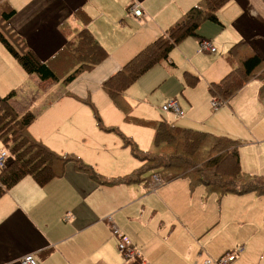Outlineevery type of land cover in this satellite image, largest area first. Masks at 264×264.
<instances>
[{"label":"crops","instance_id":"0c3cea01","mask_svg":"<svg viewBox=\"0 0 264 264\" xmlns=\"http://www.w3.org/2000/svg\"><path fill=\"white\" fill-rule=\"evenodd\" d=\"M4 1L6 8H11L15 12L8 22L11 32L19 37L40 60L51 66L55 61L54 55L59 53L67 42L74 40L80 29L87 28L96 41L107 49L106 41L114 37L117 38L118 35L127 31L124 28V23L128 22V18L137 19L138 24L142 25L149 22L155 23L158 15V11L153 12L151 6L149 8L148 2L153 0ZM178 1L169 0V5L172 6ZM187 1L188 7L185 10L178 3L174 8H167L169 10L164 16V21L168 22L167 25L161 29H152L147 32L142 39L134 42L123 56L130 60L138 51L159 37L171 23L194 5L193 0ZM234 1L230 7L225 9L230 14L229 22L227 21V30L231 38L227 41L230 43L224 46V52H226L224 58L210 59L209 57V61H211L210 73L205 77L207 82L209 81L207 90L211 83L219 82L231 70L226 55L230 46L239 40L246 41L250 52L264 58V0ZM134 3L138 4L140 9L142 8L143 14L137 18L128 11L129 6ZM217 16L220 24L205 22L202 26L212 24L224 28V23L220 20L218 12ZM200 29L196 36H190L196 38L199 44L204 39ZM210 42L213 45V41ZM180 43L181 41L172 50ZM201 50L202 53L210 55H215L217 52V49L214 52H209L202 47ZM170 53L168 58L162 61H167L170 66L174 67ZM242 55L244 54L242 53ZM123 56L120 58L121 60ZM107 57L87 71L101 65ZM53 66L56 68V65ZM185 72L196 77H189L190 81L195 80L191 82L195 85L198 80L197 74ZM36 79L39 80L35 74H27L0 41V98L12 90L15 91L11 101L12 105L20 113L27 109L33 110L37 113L35 120L40 116V111H36L32 107L38 104V98L28 99L30 104L27 102L23 104L24 101L20 102V99L16 101V92L19 91L26 95L32 93L25 92L24 87L30 80L36 81ZM39 81L47 85L51 80ZM191 84L189 85L192 86ZM256 95L259 99L264 98V92L261 91V80L255 77L248 80L226 102V105L235 115L239 109L235 102L237 99L240 97L251 99ZM160 111L168 114V111H163L161 108ZM174 117L176 118L175 115ZM184 117L185 113L181 118ZM34 121L28 132L36 139L45 140L37 133L36 126L33 125ZM211 130L207 127V130L202 131L209 132ZM221 133L224 132L221 131ZM213 134L218 135L217 133ZM242 143L243 145L239 148L241 168L243 167L242 148L245 146V143ZM262 149L264 150V148ZM104 175L114 176L115 174L105 171ZM178 179H180V191L184 196H186L188 188L193 190L197 186L200 192L205 189L206 192L213 193L203 185L191 186L186 178L180 177L170 181ZM159 180L160 182L157 183L150 178L148 182L143 183L144 189L151 186L150 193H152L170 182H162L160 177ZM104 187L107 188L92 179L86 172L78 169L73 162H68L64 166L63 174L45 186H39L31 177L21 179L0 197V264H20V258L27 254L34 255L37 264H134L135 259L125 260L118 251V239L114 234V228L124 234L139 252L140 264L141 261L146 264H203L209 258L207 256H212L211 260H218L226 253L236 250L239 251L231 264H264V215L262 217L252 215L245 218V224L249 230L242 238H232L227 235L223 238L226 242H220L215 241V235H209V239H207L208 236L205 237V234L209 230V225L193 226L192 220L181 209L184 202L179 198L178 201L175 198L168 199L161 189L159 190V203L167 212L159 218L164 220L166 228L159 230L162 232L158 234H153L135 229L134 226L139 219L138 215H134L133 212L130 215L125 213L126 204H122L124 200L117 198L113 193L107 197L106 193L99 192L102 189L110 192L108 188L104 189ZM258 197L264 196L258 195ZM139 205L141 207L140 215L146 211L147 206H151L154 215L158 214L156 205L142 202ZM160 222L162 223V221ZM260 252L262 254L259 261L253 259V256ZM245 256L248 257V260Z\"/></svg>","mask_w":264,"mask_h":264},{"label":"rangeland","instance_id":"374dc122","mask_svg":"<svg viewBox=\"0 0 264 264\" xmlns=\"http://www.w3.org/2000/svg\"><path fill=\"white\" fill-rule=\"evenodd\" d=\"M197 1L193 0V3ZM232 2L235 1H228L218 11L224 28L212 24L201 25V29L199 27L204 36L203 40L213 41V47L217 49L215 55L202 53L197 39L186 37L170 53L174 67L167 61L154 65L127 89L125 96L130 106L129 115L132 117L144 120L164 119L175 126L195 130H207L209 127L212 129L209 132L241 140L245 143L242 148L243 170L248 174H264V98L259 99L257 95L251 99L240 97L235 101L239 109L233 115L226 103L211 108L213 97L207 90L209 81L205 77L210 73L209 57L224 58V46L230 43L227 41L231 39L227 30L230 14L225 9ZM177 3L183 10L188 7L187 0H179L172 6L169 5V0L149 1V8L151 6L153 12L158 11L155 23L139 25L137 19L128 18V22L124 23L127 31L105 42L107 49L104 48L108 55L106 61L81 73L73 82L63 84L61 81H50L44 85L37 79L30 80L24 91L32 93L26 95L16 92V101L20 99V102L24 101L23 104L28 103V99L38 98V104L32 109L40 111V116L33 125L36 126L37 133L45 138L41 141L48 148L59 154L72 153L106 179L127 174L141 165L125 140H132L139 150L153 153L157 151L152 141L153 129L127 122L126 115L114 105L102 89V84L105 78L113 75L129 61L123 54L134 42L142 39L150 30L161 29L167 25L168 22L164 21L169 10L167 8H174ZM185 71L197 74L195 85H189L188 78L191 75ZM169 101H175L180 106L185 113L184 118L176 119L172 112L168 111L167 114L160 111L161 105ZM1 148L8 152L3 145ZM9 157L8 152L6 160ZM105 171L115 175L106 176ZM179 184L180 179L170 181L150 193L151 186L144 189L142 182L120 183L103 185L110 192L103 189L99 192L106 193L107 197L113 193L124 200L122 204H126L125 213L130 215L133 212L139 217L135 229L153 234L166 228L164 220L159 218L167 212L159 203L161 189L168 199L175 198L178 201L179 198L184 202L181 209L192 220L193 226L209 225L205 234L207 239L209 235H215V241L220 242H226L223 238L227 235L242 238L249 230L245 218L264 215V197H258L255 193H228L220 197L216 193L206 192L205 189L200 192L197 186L193 190L188 188L184 196ZM141 202L156 205L158 214L154 215L151 206H147L146 211L140 215ZM172 207L175 209L174 205ZM261 254L262 252L253 256V259L259 261ZM207 257L213 259L212 256Z\"/></svg>","mask_w":264,"mask_h":264},{"label":"trees","instance_id":"16d2710c","mask_svg":"<svg viewBox=\"0 0 264 264\" xmlns=\"http://www.w3.org/2000/svg\"><path fill=\"white\" fill-rule=\"evenodd\" d=\"M230 0H199L182 13L154 41L138 51L102 84L111 101L125 113V120L154 130L153 144L156 152L139 150L130 139L125 143L141 165L129 174L106 179L94 168L72 153L59 154L34 138L28 129L37 113L27 109L20 113L12 105L15 91L0 98V142L7 148L9 159L0 167V197L24 177H31L39 186L60 177L64 166L73 162L78 169L103 185L148 182L157 175L162 182L186 178L191 186L203 185L209 192L223 196L228 193H256L264 196V174L244 172L240 166L241 140L207 131L175 126L164 119L144 120L128 114L129 103L124 92L154 65L166 60L172 48L186 37L196 36L205 22L220 24L217 12ZM0 0V41L18 61L27 74H35L39 80L73 82L84 71L91 69L107 57L106 50L87 28L80 29L74 40L65 44L54 55L56 68L40 60L36 54L9 27L14 15ZM242 53L244 55H242ZM226 60L231 70L219 81L209 85L213 97L212 108L226 103L250 79L261 80L264 92V58L250 52L244 40L230 46ZM189 74V73H188ZM190 75V74H189ZM191 77L196 78L194 75ZM195 81V80H192ZM188 78V82H191ZM134 264H140L135 259Z\"/></svg>","mask_w":264,"mask_h":264},{"label":"built area","instance_id":"2783aa9c","mask_svg":"<svg viewBox=\"0 0 264 264\" xmlns=\"http://www.w3.org/2000/svg\"><path fill=\"white\" fill-rule=\"evenodd\" d=\"M129 13L133 15L134 17H140L143 13L138 4L134 3L130 5ZM201 47L209 52H214L215 48L211 44L210 41L203 40L200 42ZM213 105H216L215 102L212 103ZM161 109L163 111H170L172 112L176 118H181L184 116V112L180 109V107L177 105L175 101H169L162 105ZM8 152L2 148H0V167H3L6 163V156ZM153 180L155 182H160L159 177L153 176ZM114 228V227H113ZM114 234L116 235L118 241H117V249L122 254L125 260H134L139 259L140 255L139 252L134 248L130 240L122 234L120 231H118L116 228L113 229ZM239 250H236L234 252H228L224 256L220 257L218 260H211L207 259L203 262V264H231L235 258L236 254ZM20 264H37L36 258L32 254L24 255L19 260ZM141 264H146L145 262L141 261Z\"/></svg>","mask_w":264,"mask_h":264}]
</instances>
